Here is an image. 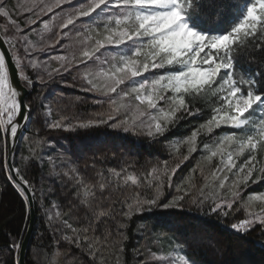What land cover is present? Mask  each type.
Wrapping results in <instances>:
<instances>
[{
  "label": "trees",
  "instance_id": "obj_1",
  "mask_svg": "<svg viewBox=\"0 0 264 264\" xmlns=\"http://www.w3.org/2000/svg\"><path fill=\"white\" fill-rule=\"evenodd\" d=\"M192 5L191 23L207 34H218L236 22L247 0H188ZM50 0H9L11 17L0 15V30L16 61L24 58V45L12 36L28 34L35 45L33 56L43 61L48 70L62 61L56 56L72 59L76 46L66 45L65 33L72 28H61L71 7V0L52 12L39 13ZM35 4L29 10L30 6ZM204 7L201 8L200 5ZM84 19H87L85 17ZM32 20L34 23H27ZM22 32L15 33L13 22ZM48 30L43 28L44 23ZM77 21L74 23L76 24ZM72 26V27H71ZM254 51V49H253ZM247 56V53L245 54ZM26 62V61H25ZM67 63V61H63ZM259 63V57L242 59L238 69L250 71ZM70 73L61 71L51 80L28 86L26 102L31 105L30 123L13 153V164L32 182L36 211L35 227L26 253L27 264H161L152 259V253L162 256L165 240L174 238L182 245L186 256L196 264H264V226L258 221L251 231L239 232L232 224L243 219L264 215V202L251 200L253 195H264V149L257 153L252 176L245 182L247 168L239 169L249 158V152L237 157L236 167L225 175L213 172L223 169L221 154L207 159L216 150L221 139L234 130L221 126L208 131L207 121L212 109L219 107L215 97L201 94L195 99L185 97L188 112L181 110L163 134L154 137L136 126L128 131L111 127L125 120V114L110 99H102L101 92L82 90L83 81L76 71L75 61ZM19 71L33 77L35 72L18 65ZM168 69H160L165 72ZM257 71H259L257 69ZM43 102L44 109L40 105ZM160 105L168 108L164 101ZM50 108L51 116L45 118ZM195 109H200L198 112ZM191 113V114H190ZM109 116L113 119L109 120ZM61 119L63 128L53 129L50 122ZM105 120L107 123L80 128L78 122ZM195 135L194 141L191 138ZM194 151H189L190 148ZM235 151V144L227 145ZM8 146L0 135V264H19L20 246L26 233L30 211L27 199L9 178ZM223 157L227 153H222ZM32 162L25 172V165ZM75 169L82 185L96 192V197L83 198L74 192L75 181L62 178L63 173ZM155 170V171H153ZM173 170H175L173 172ZM224 170V169H223ZM119 172L117 178L114 173ZM221 172V171H220ZM125 175L138 177V184L125 183ZM227 176L225 187L220 180ZM170 177V179H169ZM103 184V193L99 185ZM180 189L178 191L177 189ZM235 192L237 195L233 196ZM177 207L172 204L178 196ZM158 197V198H157ZM156 199V204H144L136 210L135 201ZM215 202H231L232 208L222 207L213 212ZM133 209L129 213L128 205ZM107 216H100V212ZM56 212L60 215L57 217ZM51 217V221L49 219ZM63 220L81 234L80 246L64 240L71 230L61 229ZM92 244L90 253L85 242ZM19 246L13 248V243Z\"/></svg>",
  "mask_w": 264,
  "mask_h": 264
},
{
  "label": "snow or ice",
  "instance_id": "obj_2",
  "mask_svg": "<svg viewBox=\"0 0 264 264\" xmlns=\"http://www.w3.org/2000/svg\"><path fill=\"white\" fill-rule=\"evenodd\" d=\"M8 3L9 0H0V15L11 20ZM65 3L71 4V0H50L40 7L37 14L52 12ZM32 7H35V4L31 5L29 10ZM191 7L192 5L186 0H78L77 4L72 5L71 11L60 27L67 28L82 17L89 18L86 21L89 24H96L102 20L105 33L102 38L83 48L78 58L75 55L71 60L65 56L58 57L62 63L48 70L43 61H37L33 56L36 47L29 42L28 34L23 33L19 37L14 35L9 39H18L24 45L23 61L17 58L15 63L17 65L23 63L25 68H31L35 72V75L30 77L20 71L18 77L28 86L33 85L34 81L39 83L45 79L51 80L54 74H60L61 71L70 73L73 69L72 61L78 59L75 68L80 72V66H83V71L80 72L83 91L103 92L104 95H110L121 89L123 93L121 98L134 94V99L138 102L136 111L139 114L136 115L134 112L133 130L137 126L139 117L145 115L144 111H139V105L157 110L159 115H151L152 123L147 125L149 137L164 133L165 127L162 126L161 120L170 123L177 112L182 109L189 111L185 101L186 96L195 99L201 94L211 95L215 97L219 107L212 109L206 125L208 131L211 132L213 128H220L222 125L234 131L221 139L218 148L211 151L207 159L210 161L221 154V163L230 172L236 167V163L231 152L227 154L226 160L224 159L222 153L226 150L225 145L235 144L236 156L248 151L249 158L239 169L240 172H244L247 168V175L244 177L246 182L256 168L253 161L257 160L258 151L264 149V0H247L241 17L230 27L212 35L204 30H198L191 23L193 13L188 11ZM200 7L204 6L201 4ZM12 22L14 32L21 33L20 26L16 25L15 21ZM27 23L31 24L34 21L29 20ZM43 26L48 30L47 22ZM97 35L100 36V33ZM108 53H111L110 58ZM249 57L253 60L259 57V63L250 71L239 70L237 66L240 61ZM90 62L101 67L98 71H92ZM166 68L168 70L165 72H156L157 69ZM150 72L151 76L145 75ZM122 85L130 88V91H124ZM169 92L172 93L171 96L167 95ZM160 101L168 104V110L158 107ZM40 107L45 108L43 102ZM199 110L195 109L196 112ZM31 112L32 107L24 101L22 92L10 82L8 63L4 52L0 51V135H3L6 142L17 137L19 123L25 119L24 113L30 116ZM44 116L45 118L51 116L50 108L45 111ZM111 119L113 117L109 116V120ZM102 123L107 121L78 122V126L87 128ZM128 124V119H125L110 126L114 128L124 126L123 130L128 131ZM49 126L53 129L65 127L61 119L50 122ZM139 126L144 127L142 121ZM194 139L195 135L191 140ZM194 150V147L189 149V151ZM31 163L25 165V172ZM222 170L218 168L213 172V178H218L217 173ZM260 171L264 172V168ZM114 175L120 177L119 172ZM9 178L26 198H32V182L20 168L12 169ZM62 178L75 181L74 192L77 195H80V188L83 187L85 200L88 197H96V192L89 191L86 184L82 185L75 169L63 173ZM123 180L133 185L139 182L135 175H125ZM226 180L227 176L220 180V189L225 187ZM103 189L104 185L100 184L101 193ZM177 190L180 191L179 187ZM232 195L235 196L237 193L233 192ZM183 198V195L178 196L172 204H164L162 207H177V201ZM249 199L264 202V195H253ZM135 204L136 210H139L144 204L149 206L156 204V199L143 202L137 200ZM222 207L231 209L232 203L222 205L215 202L211 210L216 212ZM128 208L127 214H130L133 205L129 204ZM55 215L59 217L60 213L56 212ZM99 215L107 216L108 213L102 211ZM49 219L51 221L52 218ZM257 221L264 226V215H256L254 219H243L239 223L232 224V228L246 233L251 231L252 225ZM59 227L72 232V235H64V240L77 247L80 246L81 234L77 233V229L68 220H63ZM84 239L91 253L92 244L87 242L86 237ZM18 246L15 242L12 245L13 248ZM152 259L162 261L163 264H194V261L186 258V254L179 258H165L152 253Z\"/></svg>",
  "mask_w": 264,
  "mask_h": 264
},
{
  "label": "rangeland",
  "instance_id": "obj_3",
  "mask_svg": "<svg viewBox=\"0 0 264 264\" xmlns=\"http://www.w3.org/2000/svg\"><path fill=\"white\" fill-rule=\"evenodd\" d=\"M186 2L189 3L188 0H186ZM93 15H95V14H93ZM84 18L85 17H82L79 20H77V23L73 24L72 25L73 27L71 26L72 28H70L64 34L65 38H68V41H67V43L64 42L63 48L66 45H71L72 47L76 46L74 49V53H73L72 57L75 55L78 58L79 53L83 48L92 45L96 39L102 38V35L105 34L104 28L102 27L104 21L101 20V21L97 22L96 24H89L86 22L89 20V18H87V19H84ZM43 28H44V26H43ZM97 33H100V36H98ZM102 51H104V50H102ZM145 51H147V50H145ZM60 56L66 57L67 55H64V54L59 55V56H56V58H58ZM108 56L110 58L111 53H108ZM142 58H143V55L141 56V59ZM118 59L119 58L117 57V60ZM73 61L78 63V59L73 60ZM90 64H91V62H90ZM100 67H101V65L91 64L92 71H98ZM159 70L160 69H157L156 72H158ZM159 73H162V72H159ZM145 75L151 76L152 73L150 72V73H147ZM137 79H141V78H137ZM121 88L124 89V91H130V88H128L127 86L122 85ZM167 95L171 96L172 93L169 92V93H167ZM101 96H102V99H104V100L110 99L112 101H115L114 104L116 105L117 109H119L120 111H122L125 114L126 119H128V121L131 124H132L133 119H135L134 112L136 115L139 114L136 111L138 102L135 101L134 94L121 98L123 96V93L121 92V89H118L117 93H112L110 95H104L103 92H101ZM158 107H164V106H161L160 102H159ZM165 110H168V108H165ZM139 111H144L145 115L139 117V120H137V122H136L137 126H139L140 122L142 121L144 124V127H141V128L147 130V125L149 123H152L150 116L151 115H157L158 116L159 113L157 112L156 109H147L146 105H139ZM160 122H161L162 126H165V124L167 123L164 120H161ZM227 145L228 144L225 145L226 150L224 151V153H227V154L229 152L233 153V159L235 160V163H236L238 156L235 155V151L228 150ZM235 150H236V145H235ZM226 157H227V155L224 158L225 160H226ZM223 169L224 170L219 172L221 175H225L229 172L226 168H223ZM225 183H226V181H225ZM184 255H185V253L183 251L182 245L179 242H177L174 238L168 237L165 240L164 252H163L162 256H164L165 258H168V257L179 258L180 256H184ZM186 258L189 259L187 256H186ZM190 261H192V260H190ZM161 264H163V262H161ZM194 264H196V263L194 262Z\"/></svg>",
  "mask_w": 264,
  "mask_h": 264
},
{
  "label": "water",
  "instance_id": "obj_4",
  "mask_svg": "<svg viewBox=\"0 0 264 264\" xmlns=\"http://www.w3.org/2000/svg\"><path fill=\"white\" fill-rule=\"evenodd\" d=\"M0 41H6L5 38L3 37L2 33H1V30H0ZM0 51L4 52L6 62L8 63L10 82L12 83V85L16 89H18L19 91L22 92L23 99L26 102V98H27L30 91L23 84L22 78L18 77V73L20 72L19 67L15 63V59L13 57L12 51L9 48V45L7 42H0ZM24 116H25V119L21 120L19 123L17 137L7 141V146H8L7 166H8L9 172L15 168L14 164H13V153H14V150L16 148V145L18 144L20 138L22 137L24 130L28 127V125L30 123L29 114L24 113ZM26 199H27V202L29 205L30 219H29V224H28L26 233L24 235V238H23L21 246H20L19 264H27L26 263V253H27L29 243L31 241V237H32L34 227H35V220H36L34 196H32V198H26Z\"/></svg>",
  "mask_w": 264,
  "mask_h": 264
}]
</instances>
